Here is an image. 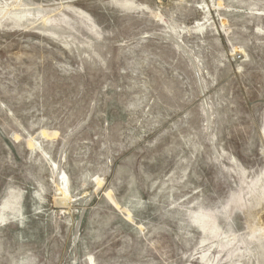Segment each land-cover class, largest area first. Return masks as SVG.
<instances>
[{
	"label": "rangeland",
	"instance_id": "1",
	"mask_svg": "<svg viewBox=\"0 0 264 264\" xmlns=\"http://www.w3.org/2000/svg\"><path fill=\"white\" fill-rule=\"evenodd\" d=\"M28 1L62 31L0 0V264H259L264 0Z\"/></svg>",
	"mask_w": 264,
	"mask_h": 264
},
{
	"label": "bare ground",
	"instance_id": "2",
	"mask_svg": "<svg viewBox=\"0 0 264 264\" xmlns=\"http://www.w3.org/2000/svg\"><path fill=\"white\" fill-rule=\"evenodd\" d=\"M14 1H15V5L18 8L16 10H13V16H14V20L16 21V25L17 26H20L22 28L24 27V30H25V28L27 29V28L31 27L33 29H37L36 31L39 30V31H41L43 33L46 32L47 34H52V35H55L56 37H60L61 36V31L62 30H60L59 23L55 22V20H53L54 17L52 18V16H50V17L46 16V15L49 14L48 13L49 11L43 10L40 6L38 7V6L34 5L33 3H30L28 0H14ZM7 13H9V12H7ZM55 14L56 13H54V15ZM39 15L43 16V21L41 22V28H38L37 26H34L36 24L35 16H39ZM56 16H57V19H58V15H56ZM200 23L198 22L195 28H197V29L202 28L203 26ZM62 29H63V27H62ZM65 31L67 32V29ZM68 34H70V33L68 32ZM179 48H180V46H179ZM258 198H260L261 200H264V184L262 183V181L259 183V187H258ZM259 264H264V257H263V255L261 253H259Z\"/></svg>",
	"mask_w": 264,
	"mask_h": 264
}]
</instances>
